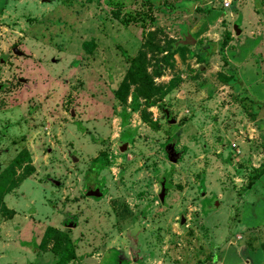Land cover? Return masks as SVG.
<instances>
[{"label":"rangeland","instance_id":"1","mask_svg":"<svg viewBox=\"0 0 264 264\" xmlns=\"http://www.w3.org/2000/svg\"><path fill=\"white\" fill-rule=\"evenodd\" d=\"M155 29L183 44L155 79L174 87L135 110L114 91ZM263 149L264 0H0V172L23 150L34 167L2 199L0 264H54L50 226L68 264H264V175L244 189Z\"/></svg>","mask_w":264,"mask_h":264},{"label":"trees","instance_id":"2","mask_svg":"<svg viewBox=\"0 0 264 264\" xmlns=\"http://www.w3.org/2000/svg\"><path fill=\"white\" fill-rule=\"evenodd\" d=\"M159 33L164 34L159 29L148 32L136 55L126 57L128 63L127 71L120 86L114 91L115 99L123 105L127 103V98L131 94L130 91H132L131 99L135 106L139 99H143L147 105L153 106L163 100L174 87L171 80L168 84H156L155 79L163 75L165 67L174 58V55L179 49L183 47V44L174 41L173 39H169L168 37H165L166 41L161 42L158 39ZM230 40V35L227 33L220 46V51L223 50ZM87 46L88 44L85 45V47ZM171 47H174V49L172 50ZM149 69H152V71H149ZM219 77L223 82H228L230 80L221 74ZM134 109L136 110L137 106ZM149 116L150 114H143L141 117L143 122H149ZM120 117L122 119V125H128L129 115L126 111H123ZM122 141L129 144L132 141V138H126ZM16 168L20 169L22 174V177L18 180L15 179ZM33 173L34 167L27 150L18 153L8 166L0 172V211L7 218L12 217L15 212L8 210L2 203V199ZM262 175H264V160L249 175V179L244 189L251 188ZM49 243L51 244L50 251L56 257L54 264H68L76 258V245L68 233L51 226L47 227L40 241L39 248L45 250Z\"/></svg>","mask_w":264,"mask_h":264},{"label":"water","instance_id":"3","mask_svg":"<svg viewBox=\"0 0 264 264\" xmlns=\"http://www.w3.org/2000/svg\"><path fill=\"white\" fill-rule=\"evenodd\" d=\"M234 31L236 33V35H239L241 33V30L239 29L238 25H234ZM13 53L16 56H22V52H20L18 49L14 48L13 49ZM71 116H74V113L71 112ZM128 144H120V151H125L127 148ZM165 152L167 154V158L168 161L172 164L177 163L178 160L181 159L183 152H176V146L174 143H169L168 145H166L165 147ZM72 160L74 162H76V158H72ZM95 177H97V175H95ZM55 185H58L57 182H54ZM163 187V186H162ZM85 194L87 197H94V198H100L102 195V192L99 189H90L88 187L85 188ZM159 199L161 200V202H163L164 199V188H162L160 194H159ZM184 223V219L181 220V224Z\"/></svg>","mask_w":264,"mask_h":264},{"label":"flooded vegetation","instance_id":"4","mask_svg":"<svg viewBox=\"0 0 264 264\" xmlns=\"http://www.w3.org/2000/svg\"><path fill=\"white\" fill-rule=\"evenodd\" d=\"M123 142L125 143V141H121V143H119V145L120 144H123ZM94 169V168H93ZM95 170V169H94ZM95 175H97L96 174V170L95 171H88V173H87V176H86V179H85V183H84V186L83 187H88V188H90V189H99L100 190V188H99V186L98 185H93L92 187L90 186V182H94V181H96V179H97V177H95ZM99 184V183H98ZM102 196V195H101Z\"/></svg>","mask_w":264,"mask_h":264},{"label":"built area","instance_id":"5","mask_svg":"<svg viewBox=\"0 0 264 264\" xmlns=\"http://www.w3.org/2000/svg\"><path fill=\"white\" fill-rule=\"evenodd\" d=\"M223 5L225 8H228L230 5V2L227 1ZM230 148L232 151H238L239 152L238 144L235 142L231 143Z\"/></svg>","mask_w":264,"mask_h":264},{"label":"crops","instance_id":"6","mask_svg":"<svg viewBox=\"0 0 264 264\" xmlns=\"http://www.w3.org/2000/svg\"><path fill=\"white\" fill-rule=\"evenodd\" d=\"M241 237H239L238 236V238L237 239H240ZM232 243V244H234L235 243V241L234 240H231V241H229V243ZM264 245V244H263ZM262 245V248L264 249V246ZM143 255H145V253L143 254ZM216 264V263H215ZM224 264H226V263H224ZM245 264H250L249 262L248 263H245Z\"/></svg>","mask_w":264,"mask_h":264}]
</instances>
